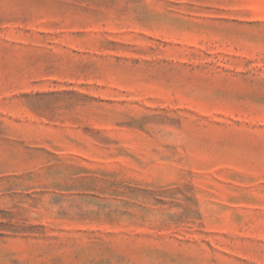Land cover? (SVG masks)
<instances>
[{"label": "rangeland", "instance_id": "obj_1", "mask_svg": "<svg viewBox=\"0 0 264 264\" xmlns=\"http://www.w3.org/2000/svg\"><path fill=\"white\" fill-rule=\"evenodd\" d=\"M0 264H264V0H0Z\"/></svg>", "mask_w": 264, "mask_h": 264}]
</instances>
